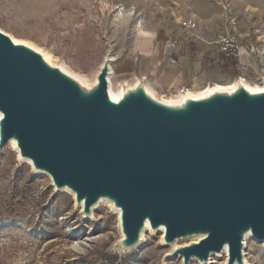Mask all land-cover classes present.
I'll list each match as a JSON object with an SVG mask.
<instances>
[{
    "label": "water",
    "instance_id": "95a60500",
    "mask_svg": "<svg viewBox=\"0 0 264 264\" xmlns=\"http://www.w3.org/2000/svg\"><path fill=\"white\" fill-rule=\"evenodd\" d=\"M107 58L92 88L0 32V155L12 141L35 172L69 189L89 217L101 200L121 211L120 250L149 224L164 243L202 237L168 257L208 262L228 248L244 264L248 233L264 242V92L169 105L146 77L114 102Z\"/></svg>",
    "mask_w": 264,
    "mask_h": 264
},
{
    "label": "rangeland",
    "instance_id": "374dc122",
    "mask_svg": "<svg viewBox=\"0 0 264 264\" xmlns=\"http://www.w3.org/2000/svg\"><path fill=\"white\" fill-rule=\"evenodd\" d=\"M210 2L223 21L231 17L254 22L264 9V0H50V8L36 12L28 0H0V32L49 54L86 88L94 87L112 55V88L118 93L123 83L138 81L145 54H152L161 32L174 37L198 30L196 14L210 12ZM189 19L194 27L187 25ZM139 23L148 38L137 30ZM241 74L237 68L230 78L184 90H159V97L167 101L187 90L229 86ZM246 80L261 86L264 71ZM148 233L139 248L121 252L119 217L111 208L100 205L92 219H85L74 196L57 191L49 177L23 164L13 148L8 146L0 155V264H183L180 256L168 257L171 249L161 243V233ZM245 255L250 264H264V242L248 241ZM213 259L226 264L228 256Z\"/></svg>",
    "mask_w": 264,
    "mask_h": 264
},
{
    "label": "crops",
    "instance_id": "0c3cea01",
    "mask_svg": "<svg viewBox=\"0 0 264 264\" xmlns=\"http://www.w3.org/2000/svg\"><path fill=\"white\" fill-rule=\"evenodd\" d=\"M208 6L210 12L196 14L201 22L198 30L178 32L174 37L161 32L152 54H145L138 77H146L149 88L158 96L159 90H184L189 85L230 78L237 68L245 79L264 71V9L248 23L231 17L223 21L216 13V4L210 2ZM232 33L241 42L239 60L227 58L218 49L219 38Z\"/></svg>",
    "mask_w": 264,
    "mask_h": 264
},
{
    "label": "bare ground",
    "instance_id": "6f19581e",
    "mask_svg": "<svg viewBox=\"0 0 264 264\" xmlns=\"http://www.w3.org/2000/svg\"><path fill=\"white\" fill-rule=\"evenodd\" d=\"M28 3L30 4V6H32V9L34 11H39V10H44V9H47V8H50V0H28ZM123 15V14H122ZM124 18V17H123ZM141 23H139L137 25V30L139 31V33L145 37V38H148V33L144 32L141 30ZM14 43L15 44H21L20 42L21 41H18L17 39L15 38H12ZM44 56V59L46 60V62H48L49 64L51 65H55V62L54 60L49 56V54L47 53H44L43 54ZM112 62L115 60L114 57L112 55H110L108 57ZM104 65V64H103ZM113 75H115V71H114V68H112V64H111V67H110V75L108 77V82H109V94H110V97L111 99L114 101V102H118L123 94H124V83L121 85L120 87V91L118 93H115L113 91V88H112V77ZM83 83V82H82ZM125 84H128L127 82ZM240 85L244 86L249 92L251 93H262L264 92V82L261 86H251L247 80L243 77H240L237 81L233 82L231 85L229 86H218V85H215V87H208L207 89L203 90V91H200L198 93H194V92H189V90L187 91H184V92H180V94L178 95V97L176 99H172V100H167L166 102H168L169 105H176V106H180L182 104H184V102H186V100L188 99H203V98H207L209 97L210 95H212L213 93L215 92H225V93H232L234 92ZM2 118V115L0 114V119ZM9 147L13 148V150L18 154V159L20 161H22L23 164H29L30 167L32 168V163L31 161L29 160H23L20 158V153H19V150L17 148V143L15 141H12L9 145ZM38 174H42V175H45L47 177L50 178V176H48L47 174H44V173H39V172H36ZM51 179V178H50ZM62 193H69L70 195L74 196L69 189L65 188V189H62L61 190ZM77 207H79L80 209H83L84 208V205L83 203L78 205L76 204ZM100 205H105V206H108L109 208H111L116 214H118V217H119V222H120V216H121V211L118 210V209H115L114 208V205L112 202L108 201V200H101L99 201L98 204H96L93 208H92V212H91V215L89 217H85V219H92L93 216H94V212L98 209V207ZM151 233V234H156V233H161L162 234V237H161V243L163 245H166L164 243V236H165V229L162 227L160 228L159 230L157 231H154L151 229L150 225L147 224L146 225V228L143 230L142 234H141V239H140V243L138 246L132 248V249H127L126 250H120L121 252H130V251H133V250H136L137 248H139L145 241V237L146 236V233ZM148 233V234H149ZM202 239V237H190V238H186V239H180V240H176L174 243L168 245L171 249V253L174 252L175 250H177L178 248H181L182 246L180 245L181 243H186L185 245L183 246H186V245H189V244H192V243H197L199 242L200 240ZM251 239H254L252 236H251V233H248L245 237V240H244V250H243V257H244V264H250L248 259L246 258V255H245V250H246V245H247V242L250 241ZM228 248L226 247L224 252L221 254V255H218V254H212L210 256V259L208 262H200L201 264H216V260L213 259V257H221V256H228ZM247 254V253H246ZM194 260H197V259H193ZM228 261V260H227ZM192 263V262H191ZM227 264V263H226Z\"/></svg>",
    "mask_w": 264,
    "mask_h": 264
},
{
    "label": "built area",
    "instance_id": "2783aa9c",
    "mask_svg": "<svg viewBox=\"0 0 264 264\" xmlns=\"http://www.w3.org/2000/svg\"><path fill=\"white\" fill-rule=\"evenodd\" d=\"M187 25L189 27H194L195 26L194 20L189 19L187 21ZM217 45L219 52L224 56H226L227 58H237L241 55L242 51L240 48L239 39L235 35H230V34L222 35L219 38Z\"/></svg>",
    "mask_w": 264,
    "mask_h": 264
}]
</instances>
